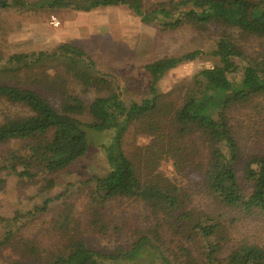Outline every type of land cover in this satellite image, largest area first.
<instances>
[{
  "label": "trees",
  "instance_id": "16d2710c",
  "mask_svg": "<svg viewBox=\"0 0 264 264\" xmlns=\"http://www.w3.org/2000/svg\"><path fill=\"white\" fill-rule=\"evenodd\" d=\"M47 8H123L164 31L191 26L206 32L215 26L222 32L210 55L218 63L193 77L176 106L165 101L158 83L195 62L202 51L146 65L153 78L150 95L129 104L113 78L97 71L82 48L63 44L51 52L0 56L2 76L32 75L54 63L78 83L82 95L105 93L87 102L63 77L46 78L51 85L44 92L19 83L0 85V147L8 148L0 174L10 171L30 184L45 175L46 189H53L55 177L89 152L90 133H107L111 138L100 145L104 173L80 181L78 187L88 197L91 226L101 234L118 233L122 228L106 220V211L119 200H133L145 212V224L114 250L71 236L61 247L41 254L36 242L30 245L20 237L15 247L22 253L10 264H140L146 258L153 264H264V244L234 234L239 220L264 218V153L246 155L237 118L248 117L241 113L246 109L252 117L263 113L264 55L248 54L234 35L236 31L264 40V0H163L149 8L144 0H50L38 8L24 0H0V13ZM259 127L264 130V123ZM132 128L135 137L147 140L137 146L134 157L124 145ZM168 164L171 177L164 170ZM52 202L49 198L25 216L2 220L8 229L0 248L17 238L18 219L34 221ZM70 220L65 215L60 223L63 237Z\"/></svg>",
  "mask_w": 264,
  "mask_h": 264
},
{
  "label": "rangeland",
  "instance_id": "374dc122",
  "mask_svg": "<svg viewBox=\"0 0 264 264\" xmlns=\"http://www.w3.org/2000/svg\"><path fill=\"white\" fill-rule=\"evenodd\" d=\"M24 1L38 8L50 0ZM159 1L163 0H144L147 8ZM52 18L59 21V26L52 24ZM221 32L222 29L215 26H211L206 32H200L191 26H184L177 31H164L157 26L143 23L130 10L123 8H101L91 12L74 9H11L0 13V56L8 58L15 54L51 52L63 44L82 48L96 64L97 71L113 78L124 101L129 104L140 103L150 95L153 78L145 69L146 65L166 57L176 58L186 53L202 51L203 55L195 62L169 72L158 83L160 92L166 94L165 101L179 106L193 77L200 70L218 63L210 54L215 50ZM234 35L248 54L264 55V40L248 38L236 31ZM68 40L73 42L67 43ZM49 77H55L56 80L65 78L68 87L87 102L105 94L92 90L87 95H82L78 83L66 74L62 66L54 63L37 69L32 75H26L25 72L9 77L0 75V85L19 83L21 86H31L44 92L45 85H51V81H46ZM259 103L264 106V98ZM15 111L18 110L12 112ZM250 111H241L248 117L237 115L243 128L244 151L246 155L264 153V130L259 127L264 123V109L262 115L254 114V117L248 115ZM90 136L93 143L87 155L56 176L53 189H46V180L49 178L45 175H40L36 183L30 184L10 171L0 174V241L8 229L2 220H13L19 213L25 216L34 211V208L41 207L47 199H54L49 205V211L38 213L34 221L18 219L16 229H21L11 245L0 248V264H10L20 257L22 250L15 247L20 237L30 245L36 242L34 246L43 251L41 254H48L49 251L61 247L71 236L81 237L96 248L109 251L130 242L135 228L145 224L142 205L135 204L133 200H119L109 205L106 211V220L114 221L122 228L118 233L110 230L101 234L91 226L93 212L89 209L88 197L78 190L79 182L104 173L106 162L100 145L106 143L111 135L90 133ZM143 143H147V140L135 137L132 128L124 145L127 153L134 157L139 152L137 146ZM19 147L11 146L16 150ZM7 152L8 148L0 147V164ZM164 170L169 177L173 176L171 164L164 166ZM65 215L71 220L66 225L68 235L63 237L59 227L64 222ZM234 234L237 238L250 236L252 241L264 244V218L239 220L235 224ZM140 264L153 263L146 258Z\"/></svg>",
  "mask_w": 264,
  "mask_h": 264
},
{
  "label": "built area",
  "instance_id": "2783aa9c",
  "mask_svg": "<svg viewBox=\"0 0 264 264\" xmlns=\"http://www.w3.org/2000/svg\"><path fill=\"white\" fill-rule=\"evenodd\" d=\"M52 24L54 25V26H59V21L56 19V18H52Z\"/></svg>",
  "mask_w": 264,
  "mask_h": 264
},
{
  "label": "crops",
  "instance_id": "0c3cea01",
  "mask_svg": "<svg viewBox=\"0 0 264 264\" xmlns=\"http://www.w3.org/2000/svg\"><path fill=\"white\" fill-rule=\"evenodd\" d=\"M48 9V8H47ZM52 10V9H51ZM57 10V9H56ZM17 11H19V10H17ZM67 43H72L73 41L72 40H68V41H66Z\"/></svg>",
  "mask_w": 264,
  "mask_h": 264
}]
</instances>
